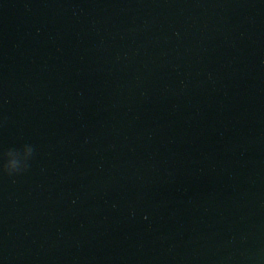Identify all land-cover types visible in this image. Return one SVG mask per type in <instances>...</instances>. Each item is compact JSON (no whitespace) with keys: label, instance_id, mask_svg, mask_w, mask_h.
Instances as JSON below:
<instances>
[{"label":"water","instance_id":"obj_1","mask_svg":"<svg viewBox=\"0 0 264 264\" xmlns=\"http://www.w3.org/2000/svg\"><path fill=\"white\" fill-rule=\"evenodd\" d=\"M0 264H264V0H0Z\"/></svg>","mask_w":264,"mask_h":264},{"label":"clouds","instance_id":"obj_2","mask_svg":"<svg viewBox=\"0 0 264 264\" xmlns=\"http://www.w3.org/2000/svg\"><path fill=\"white\" fill-rule=\"evenodd\" d=\"M33 151V148L27 145L20 150H9L5 153L7 162L3 165V172L12 176L27 171V162L32 157Z\"/></svg>","mask_w":264,"mask_h":264}]
</instances>
